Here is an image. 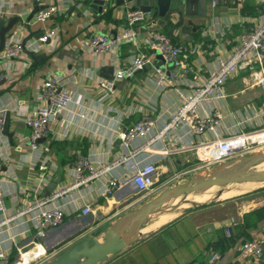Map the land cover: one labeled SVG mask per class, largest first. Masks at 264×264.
<instances>
[{
	"label": "crops",
	"instance_id": "obj_1",
	"mask_svg": "<svg viewBox=\"0 0 264 264\" xmlns=\"http://www.w3.org/2000/svg\"><path fill=\"white\" fill-rule=\"evenodd\" d=\"M88 1L0 0L3 12L0 25L3 22L6 26L9 20L15 19L4 33V44H0V108L9 113L8 130L12 132L11 142L5 135L6 148L2 146L3 135L0 134V152L8 149L10 157V162L2 165L0 173L7 207L20 201L21 189L35 186L39 175L36 163L43 158H47L50 177L33 197L50 196L53 190L71 182L73 172L69 164L77 155L90 158L96 164L116 162L101 178L54 200L64 210V219L38 239L54 255L90 234L101 239L110 222L146 201L139 200L140 192L131 186L112 193H100L107 178L126 175L132 162L141 165L156 161V175L164 169L179 171L185 166H194L195 154L191 151L167 153L159 142L135 150L141 138H132L124 144L120 133L143 115H149L155 126L163 122L179 100L176 89L187 93L193 84H200L215 59L229 55L240 35L259 22L264 7V0H207L204 15L191 17V25L186 24L185 18L182 24L187 25L185 29L173 28L172 34L168 35L174 43L194 49L184 56L188 72L179 74L172 85L158 87L153 82L154 67L163 66V60L158 52L145 46L143 40L151 30L167 34L172 23L163 24L158 17L137 23L134 42H122L114 54L94 55L85 47L87 40L97 32L121 33L126 26V12L133 2L111 0L101 11H93L88 7ZM50 4L58 8L54 14L42 21L32 20L39 6ZM47 30H54L55 35L36 49L38 37ZM15 40L23 47L14 55H4L7 43ZM140 53L149 55L152 65L117 80L113 92L107 95L98 80L110 77L116 66L126 65L131 56ZM164 66L168 68L166 64ZM256 70H240L225 82V97L216 102L222 112L217 136L250 132L261 126L246 119L257 110L262 98L254 77ZM54 74L59 85L70 92L71 101L63 114L50 122L46 138L32 148L25 118L44 104L39 97L40 89L44 79ZM180 135L187 142L194 140L188 127L181 129ZM205 135L213 138L208 132ZM250 135L254 133L246 136ZM123 157L127 159H121ZM226 196L233 194L221 198ZM88 197L94 200L92 211L82 214L81 208ZM187 200L200 203L209 198L208 194H189ZM236 205L234 215L232 211L223 218L220 214L228 208L226 202L196 206L167 219L163 217L169 215V209L159 211L140 228L136 240L96 264H251L239 256V246L243 240H264V217L261 215L254 222L248 221L243 216L246 210L240 209V203ZM30 224L28 219L22 218L12 221L8 228L0 229V245L9 258L16 256V244L23 246L37 239ZM213 254L218 257L212 259ZM260 264H264V250Z\"/></svg>",
	"mask_w": 264,
	"mask_h": 264
},
{
	"label": "built area",
	"instance_id": "obj_2",
	"mask_svg": "<svg viewBox=\"0 0 264 264\" xmlns=\"http://www.w3.org/2000/svg\"><path fill=\"white\" fill-rule=\"evenodd\" d=\"M55 4L47 5L38 9L33 21H42L57 11ZM0 5V20L2 17ZM151 18L149 11L139 8L128 9L126 12V26L119 34H106L97 32L93 34L85 43L88 52L96 55L99 53L114 54L116 48L122 42H134L137 38L136 24ZM55 35L54 30H47L38 37L36 49L47 39ZM144 45L161 55L163 66L154 67L153 82L161 87L164 84L172 85L179 74L188 72V64L184 56L194 52L187 45L174 43L171 38L160 31L151 30L144 36ZM23 47L19 40L9 41L4 49V55L16 54ZM264 7L260 14L259 22L240 35L238 44L227 56H218L213 66L208 70L206 77L200 84H193L189 92L184 93L179 88V100L174 110L159 125L155 126L154 121L149 115H143L120 133V138L124 144L132 138H141L135 150H143L148 146L159 142L162 143L164 152L183 153L193 152L195 159L204 166L220 162L236 151L242 149L246 144L243 140L248 138L250 133L264 131ZM152 65V60L147 54H137L129 58L124 66H116L110 77L100 78L98 84L108 95L113 92L115 82L131 76L135 71L144 66ZM256 68L254 77L262 91L261 102L252 112V116L247 120H254L260 127L250 132H240L226 136H217L216 128L222 118L217 101L224 99V84L243 69ZM0 78H2L0 76ZM43 105L33 109L25 118V124L30 130L28 142L30 147L36 148L38 138H46L51 121L59 117L68 108L71 101L70 92L59 85L57 76L50 75L44 79L40 94ZM7 110L0 108V134L3 148L8 147V142L2 132ZM188 127L193 133L194 140L189 142L182 139L181 129ZM213 135L207 138L205 133ZM247 141V140H246ZM121 159H127L123 157ZM10 162L8 149L0 152V173L2 165ZM112 163L96 164L90 158L77 155L69 164L73 172V180L58 190H53V194L44 198L33 197L35 191L42 188L50 177V169L47 158H43L36 163L39 175L35 179V186L32 188L21 189V198L18 203L11 207L5 204V192L1 185L0 177V229L8 228L12 221L26 218L30 221L32 229L36 233L37 239L29 244L18 246L16 244V256L9 258L7 251L0 245V264H43L50 260L54 255L44 247L41 240L48 228L55 227L62 223L64 210L54 203V200L65 193L79 188L82 184L91 182L95 178H101L109 171ZM157 173L156 161L144 164L132 162L129 172L119 178L112 177L106 179V184L100 191L101 194L112 193L116 189L124 186H131L136 192L148 190L154 183ZM93 198L88 197L84 206L81 208L82 214L91 213ZM229 234V230H227ZM15 243V241H14ZM264 240L261 238L243 240L239 246V256L244 260H249L251 264H260L263 257ZM217 254H213L212 259H216Z\"/></svg>",
	"mask_w": 264,
	"mask_h": 264
},
{
	"label": "water",
	"instance_id": "obj_3",
	"mask_svg": "<svg viewBox=\"0 0 264 264\" xmlns=\"http://www.w3.org/2000/svg\"><path fill=\"white\" fill-rule=\"evenodd\" d=\"M111 0H90L88 7L95 11H101L103 5ZM133 2L132 9L136 6L143 11H149L151 18H160L163 24L172 23L167 31L171 35L173 28L181 27L183 30L191 25V17L204 15V7L207 0H127ZM44 6H39V9ZM187 18L186 24L182 25ZM14 18L9 20L6 26L0 25V44L5 41L4 33L11 27ZM11 35V34H10ZM9 113H6L2 132L9 141H12V132L9 130ZM45 138H38L37 142ZM119 140V138H118ZM264 161V153L253 154L213 165L203 174L191 176L185 182L162 189L158 194L141 203L134 210L125 213L115 221L110 222L101 239L95 234L79 238L69 247L59 253L53 259L43 264H96L106 258L107 255L116 253L131 244L140 235V228L149 222L159 209L172 199L192 192H203L213 187H225L232 184L246 182H264V169L257 170L255 166Z\"/></svg>",
	"mask_w": 264,
	"mask_h": 264
},
{
	"label": "rangeland",
	"instance_id": "obj_4",
	"mask_svg": "<svg viewBox=\"0 0 264 264\" xmlns=\"http://www.w3.org/2000/svg\"><path fill=\"white\" fill-rule=\"evenodd\" d=\"M248 137L249 138L246 139L247 140L245 141L246 144L242 147V149L236 151L234 154H232L231 156H229L228 158L220 162L210 164L208 166H204L201 162L195 159L193 160L194 166H190V167L185 166L186 168H183L182 170H179V171H176L173 169H169V170L164 169V171H161L160 175H155L154 183L151 185V187L148 190L143 191L142 193L140 192V194L138 195L140 196L139 200L141 201L149 200L150 198L155 196L157 193H159L162 189L168 186H172L175 184L185 182L188 179H190L191 176L193 175L203 174L204 172H206V170L211 169L213 165H218L222 162H229L235 159L241 160L242 157H248V156H251L257 153H264V133L258 132V134L252 135V137L250 135ZM263 162L264 161L260 163H263ZM255 169L263 170L264 164L255 167ZM157 172H158V167H157ZM246 183L232 184V185H228L225 187H214V189L210 191L207 190V191L196 192V193L192 192L190 193V195L201 194V193L207 195L208 192H213V191L215 192V194L214 196L210 197L209 200H206L205 202H200V203L194 202L192 200H187L188 195H189L187 194L185 198L181 196V197L172 199L171 201L165 203L159 209V211H164L166 209H169V215L166 217L167 219L187 209H192L196 206L218 205L222 202H226L228 208L223 209L220 214L221 218H223V217H227V215L230 214L232 211L234 215V212L237 211L236 203H240V209L246 210L243 213L244 218L248 219V221L254 222L258 220L259 217H261V215L264 217V182L248 183V184L255 183V185L250 186V187H246L245 185H248ZM225 189H227L228 194L233 193V196L221 198L220 197L222 193L221 190L223 191ZM253 208L255 210H252ZM234 220L236 219L234 218ZM157 221L158 220H156L155 222ZM263 250H264V246H263ZM56 256L57 255H54L52 257L54 258Z\"/></svg>",
	"mask_w": 264,
	"mask_h": 264
},
{
	"label": "bare ground",
	"instance_id": "obj_5",
	"mask_svg": "<svg viewBox=\"0 0 264 264\" xmlns=\"http://www.w3.org/2000/svg\"><path fill=\"white\" fill-rule=\"evenodd\" d=\"M264 132V131H263ZM263 132H259V133H263ZM256 134H258V133H256ZM255 135V134H254ZM252 136V135H251ZM244 142L246 141L245 139L243 140ZM262 164H264V162L263 163H260V164H258V165H256L255 167H257V166H259V165H262ZM248 183H251V182H247L246 184H248ZM257 184V183H256ZM253 185H255V183H253V184H248V185H245L246 187H250V186H253ZM212 189H214V187L213 188H210V189H208V191H210V190H212ZM247 189V188H246ZM245 189V190H246ZM244 190V189H243ZM207 191V190H206ZM242 191V190H241ZM221 195H220V197H222V196H224L225 194H228L227 192V189H225V190H221ZM217 193V192H216ZM214 194H215V192L213 191V192H210V193H208V198H210V197H212V196H214ZM233 194V193H232ZM235 194V193H234ZM227 197V196H226ZM229 197V196H228ZM164 219H166L165 217H163ZM163 219V220H164Z\"/></svg>",
	"mask_w": 264,
	"mask_h": 264
}]
</instances>
